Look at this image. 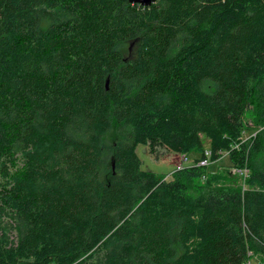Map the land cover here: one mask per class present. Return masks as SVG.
<instances>
[{
    "label": "trees",
    "instance_id": "obj_1",
    "mask_svg": "<svg viewBox=\"0 0 264 264\" xmlns=\"http://www.w3.org/2000/svg\"><path fill=\"white\" fill-rule=\"evenodd\" d=\"M139 145L228 152L244 188L206 166L142 170ZM250 257L264 262V0H0V264Z\"/></svg>",
    "mask_w": 264,
    "mask_h": 264
},
{
    "label": "rangeland",
    "instance_id": "obj_2",
    "mask_svg": "<svg viewBox=\"0 0 264 264\" xmlns=\"http://www.w3.org/2000/svg\"><path fill=\"white\" fill-rule=\"evenodd\" d=\"M255 129H246L244 132V135L242 136V140L245 141L251 137L252 131ZM136 154L138 158L141 160L142 165L141 169L145 171H151L158 176H165L168 178L171 174V172L176 168L179 163H181L182 155L174 154L169 151H167L164 148H157V154L151 155L148 151V148L139 145L136 148ZM224 154V153H223ZM198 157V156H197ZM196 155H189L187 156L188 162H184L186 164V167H189L192 161L197 158ZM207 171L209 173H229L233 177V181L229 182L227 181L225 185H235L239 186L241 188H244L245 179L242 176H239L240 173L235 168L229 167V160L227 155H222L220 159L214 163H209V165L206 166ZM242 175V174H241ZM170 178H168L169 180ZM204 179L200 181V184L204 183ZM247 264H264V262H261L259 259L255 257H250V260H248Z\"/></svg>",
    "mask_w": 264,
    "mask_h": 264
},
{
    "label": "built area",
    "instance_id": "obj_3",
    "mask_svg": "<svg viewBox=\"0 0 264 264\" xmlns=\"http://www.w3.org/2000/svg\"><path fill=\"white\" fill-rule=\"evenodd\" d=\"M255 134L256 133H253L251 135V137L255 136ZM222 155H225V156L227 155L228 156V152H224V154L221 153V156ZM205 156H206L205 159L199 161L198 163L191 162L190 166H207V165H209V163H210V161H209L210 153L209 152H206ZM181 158H182L181 163H179V165H177L176 168L171 173H173L175 171L183 170L186 167V165H185L184 162H188V159L185 158L184 156H182ZM242 173L247 174L246 170H244Z\"/></svg>",
    "mask_w": 264,
    "mask_h": 264
},
{
    "label": "water",
    "instance_id": "obj_4",
    "mask_svg": "<svg viewBox=\"0 0 264 264\" xmlns=\"http://www.w3.org/2000/svg\"><path fill=\"white\" fill-rule=\"evenodd\" d=\"M128 2L132 5L137 4L141 7H150L156 0H128Z\"/></svg>",
    "mask_w": 264,
    "mask_h": 264
},
{
    "label": "crops",
    "instance_id": "obj_5",
    "mask_svg": "<svg viewBox=\"0 0 264 264\" xmlns=\"http://www.w3.org/2000/svg\"><path fill=\"white\" fill-rule=\"evenodd\" d=\"M191 162H192V159H191ZM186 165V164H185Z\"/></svg>",
    "mask_w": 264,
    "mask_h": 264
}]
</instances>
